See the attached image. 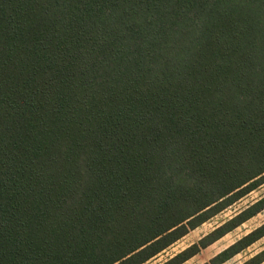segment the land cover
<instances>
[{
	"label": "trees",
	"instance_id": "trees-1",
	"mask_svg": "<svg viewBox=\"0 0 264 264\" xmlns=\"http://www.w3.org/2000/svg\"><path fill=\"white\" fill-rule=\"evenodd\" d=\"M263 177L264 0H0V264H145Z\"/></svg>",
	"mask_w": 264,
	"mask_h": 264
},
{
	"label": "rangeland",
	"instance_id": "rangeland-1",
	"mask_svg": "<svg viewBox=\"0 0 264 264\" xmlns=\"http://www.w3.org/2000/svg\"><path fill=\"white\" fill-rule=\"evenodd\" d=\"M259 184L260 185L255 190L231 204L225 210L213 216L194 230L189 231L187 235L145 264H164L191 246L199 244L203 238L217 228L225 225L237 217L241 212L264 198V177L261 178ZM263 224L264 209L241 225L226 232L223 236L216 241L211 242L208 246L201 247L197 254L182 264H216L217 261L215 258L220 253ZM252 259H255V261H261L260 264H264V237L221 264H248Z\"/></svg>",
	"mask_w": 264,
	"mask_h": 264
}]
</instances>
